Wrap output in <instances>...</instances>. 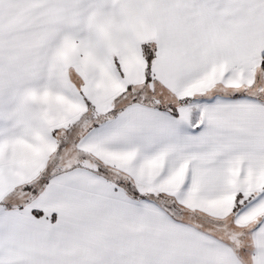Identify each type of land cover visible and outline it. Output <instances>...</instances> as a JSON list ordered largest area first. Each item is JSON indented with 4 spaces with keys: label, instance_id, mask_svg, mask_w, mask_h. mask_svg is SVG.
Instances as JSON below:
<instances>
[{
    "label": "snow or ice",
    "instance_id": "obj_1",
    "mask_svg": "<svg viewBox=\"0 0 264 264\" xmlns=\"http://www.w3.org/2000/svg\"><path fill=\"white\" fill-rule=\"evenodd\" d=\"M0 264H264V0H0Z\"/></svg>",
    "mask_w": 264,
    "mask_h": 264
}]
</instances>
